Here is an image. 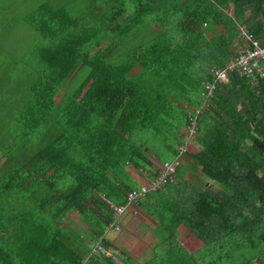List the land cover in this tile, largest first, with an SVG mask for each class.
<instances>
[{"label":"trees","instance_id":"16d2710c","mask_svg":"<svg viewBox=\"0 0 264 264\" xmlns=\"http://www.w3.org/2000/svg\"><path fill=\"white\" fill-rule=\"evenodd\" d=\"M20 16L46 43L34 44L30 69L13 57L0 65V94L10 86L0 103L10 114L0 132V264H114L90 254L99 239L108 245L109 201L140 185L126 168L142 178L160 172L151 154L179 161L189 106L201 105L210 69L242 42L240 26L264 43V0H35ZM78 61L82 72L62 89ZM207 104L190 155L199 166L177 168L204 182H166L182 199L155 197L169 207L158 228L170 241L169 225L183 222L214 250L203 262L176 256L180 264H264V79L232 73Z\"/></svg>","mask_w":264,"mask_h":264},{"label":"rangeland","instance_id":"374dc122","mask_svg":"<svg viewBox=\"0 0 264 264\" xmlns=\"http://www.w3.org/2000/svg\"><path fill=\"white\" fill-rule=\"evenodd\" d=\"M33 1L35 0H0V11H1V14H0V45L1 46L2 44L6 45V50H7L5 55L0 53V65H2L3 63L2 59L5 58L6 60H8V58L10 57V60H11L13 57L15 59L23 61L24 69H30L32 64L29 62V60L33 54L32 51L34 50V44L36 43L39 45H43V43H46V42H41V43L37 42L39 39L35 38L36 32L33 31L31 28L27 27L22 22V19L20 16L21 14L24 15L26 13V8L33 6ZM73 1H76L78 3H84V0H73ZM5 5L6 6L10 5L11 10H6ZM15 10H16L17 15H14L11 13V11H15ZM232 10H233L232 4L228 5L224 9L227 15H231L232 17H234ZM19 11H22V13L19 14ZM248 15H249V11H246L244 13V17ZM155 27L157 28L158 24H155ZM232 43H233L232 44L233 46L231 48V51H232L231 53L233 54V51L238 46V43L236 42V40H234ZM36 57L37 56H33L31 57V59L34 62H36V64L38 65ZM83 66H84V63H82L81 61H78L76 63L72 72L62 83L61 85L62 89L65 90L69 88V85L71 84L75 76H78L79 73L82 72ZM210 68H212V66H210ZM213 68H215V65L213 66ZM15 70L17 72L20 71L16 68V66H15ZM9 97H10V86H7L6 90L5 91L3 90V92L0 94V103L2 101V98H6L7 100H9ZM241 103L242 102L240 99L236 100L233 103V107L239 108ZM214 104L216 105L215 102ZM3 107L5 109H3ZM192 107L193 105L189 106L190 109H192ZM8 108L9 107H5V106L0 107V132L6 125L9 124V121H7L9 120V116H10ZM198 131H199L198 121L195 126V132L192 133L191 136L188 134L189 131L186 128V126L180 130V135L183 139V145L178 146L177 149H179V151H183V154L179 156V161H178L179 165L194 164L197 167L199 166V164H195L193 159L190 157V155L197 154L198 149L200 148V142L198 139V135H199ZM162 160L169 161L170 158L166 156V157H163ZM2 161L0 162V164L2 163ZM150 161L152 163V167L150 169L151 172L160 171L164 165V162L160 161V159L155 157V155L153 154H151L150 156ZM126 170H127V174H129L132 178L140 180L137 174L138 172L133 167H127ZM174 174L175 175H173L171 183L175 186L177 185L178 179L183 180L194 186H200L204 182V178L202 177V174L199 172V170H194L192 167H189L184 172V174H182V177L180 178H178L177 176L178 174L177 169ZM161 189L165 190L170 195V197H172V199H177V200H179V198L182 199L181 194H179V192L168 189L167 185H164ZM188 190L190 189L188 188ZM155 212L156 213L154 215L158 217L160 215L159 210ZM69 213L73 221L81 223L82 225L85 226V223L79 219L76 212H69ZM146 214L147 213L143 212L142 205L131 203L129 207H127L126 211L122 215L117 217L118 220H117L116 227L109 229L106 226L104 228L103 236H105L106 240H108L111 244L105 247V245L102 243L103 245L102 249L103 251H105V254L107 256L113 257L112 255L113 252L116 253L115 246L118 249H123L130 245L135 246L134 249L138 251V255H140L142 251L147 250L148 246L151 243H153L155 240H158L160 238L161 232L157 231L154 227L157 223L156 222L157 220H154L153 218H151L153 217L151 216L152 213L148 214L151 217H149ZM120 218L123 221L122 223H124L122 226L124 230L121 229L119 225ZM148 226L150 227L149 229H147ZM178 228L179 229L176 230V232L178 231L177 237L179 239L181 240L188 239L189 242L191 240L196 239V237L192 234V232H190L186 228L183 222H180V224H178ZM191 244H192L191 245L192 247L193 246L195 247L196 245V243H191ZM112 250L114 251L112 252ZM94 252L95 251H93L90 255H96L100 253V252L99 253H94ZM115 261H116V258H115ZM171 263L180 264L182 263V259L172 260Z\"/></svg>","mask_w":264,"mask_h":264},{"label":"built area","instance_id":"2783aa9c","mask_svg":"<svg viewBox=\"0 0 264 264\" xmlns=\"http://www.w3.org/2000/svg\"><path fill=\"white\" fill-rule=\"evenodd\" d=\"M239 35L242 42L238 44L229 60L223 66L215 65V68L210 70L212 80L202 82L204 100L201 105L192 107L193 113H189V123L186 128L190 136L195 132L197 116L202 113L210 97L215 96L218 85L229 81L230 74L238 73L249 78L253 84L264 79V43L262 44L258 39H255L244 25L240 26ZM178 165V160L165 162L160 172L155 176L143 175L138 180L140 185L126 192L124 202L114 203L109 201V206L112 209V219L108 222V228L111 229L117 226V217L122 215L131 203L136 204L141 197L146 196L148 191L161 189L166 182L171 181ZM100 195L105 198L104 194ZM102 248L103 245L101 239H99L94 243L92 252L99 253L103 251Z\"/></svg>","mask_w":264,"mask_h":264},{"label":"crops","instance_id":"0c3cea01","mask_svg":"<svg viewBox=\"0 0 264 264\" xmlns=\"http://www.w3.org/2000/svg\"><path fill=\"white\" fill-rule=\"evenodd\" d=\"M21 12H19V13H21ZM200 149H201V145H200V148L198 149V153L200 152ZM164 192H166V191L163 189H159V190H155V191L151 192L152 195L150 196V198H148L147 195L145 196V198L146 197L147 198H146L144 204L142 205L143 206V212L147 213L146 215H148L152 211V208H153L152 204L155 205L154 207H155L156 211L159 210V208L162 209V212H160V210H159L160 215L158 217H156L154 214H151V216H153V217L148 215L149 217L153 218L154 220H157L156 221L157 223L154 227L157 231L161 232L160 238L158 240H155L153 243H151L148 246L147 250L142 251V253L140 255H138V251H136L134 249L135 246H133V245L127 246L123 249H118L115 246L116 253H114L113 252L114 250H112V252H113L112 255L114 257V258L112 257V260H113L114 264H172L171 262H172V260L176 259V256L179 258H185V259H190V260L195 258L196 262H203V260H206L207 258H209L210 254L213 253L214 250L213 249L207 250L208 248L205 249L206 244H204V242L202 240L198 239L196 236H195L196 239L191 240L190 242L188 241V239H183V240L179 239L177 237L178 231L176 232V230L179 229L178 224H180V223H175V224L173 223V225H169L175 232L174 239H171L170 241H168L162 237V235H163L162 230H159L158 227L161 225L160 229H162L163 227L166 228L168 219H167V217L163 216V213L164 212L169 213V211H168L169 207L165 206L161 202H158V200H156V198L158 199L159 196H161V194H162V196L163 195L165 196ZM127 221H129V220H127ZM162 221H164L166 223H163ZM122 222L123 221L120 218L119 225H120L121 229H123L122 226L124 224ZM127 225H129V224H127ZM149 228L150 227L148 226L147 229H149ZM191 243H196L195 247L194 246L192 247ZM108 245H111L109 241H108ZM168 245H170V246L174 245V250H168V247H167ZM172 255L175 257L171 259ZM115 258H116V261H115ZM96 262L98 264H106L101 259H97Z\"/></svg>","mask_w":264,"mask_h":264}]
</instances>
